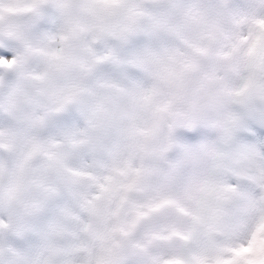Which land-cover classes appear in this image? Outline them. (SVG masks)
I'll return each mask as SVG.
<instances>
[{
  "label": "snow or ice",
  "instance_id": "snow-or-ice-1",
  "mask_svg": "<svg viewBox=\"0 0 264 264\" xmlns=\"http://www.w3.org/2000/svg\"><path fill=\"white\" fill-rule=\"evenodd\" d=\"M4 2L0 20L30 12L39 23L41 6L55 5L68 25L50 37L64 47L42 50L45 69L34 77L41 99L7 101L20 112V129L32 134L21 146L17 130L0 127V236L15 245L14 264H264V197L239 192L223 170V147L245 126L264 124V113L227 110L243 101L244 88L218 75L264 70V19L245 32L226 30L200 0H153L170 5L180 21L143 8L144 0H8L23 9ZM76 2L87 5L94 25L71 16ZM113 16L121 20L114 28L105 23ZM92 28L102 49L79 46ZM26 60L0 46V69ZM86 101L96 126L127 122L136 159L98 173L71 163L82 133L41 134L70 126ZM237 154L255 156L243 143ZM205 163L209 170L201 172ZM253 179L264 187V169Z\"/></svg>",
  "mask_w": 264,
  "mask_h": 264
},
{
  "label": "clouds",
  "instance_id": "clouds-1",
  "mask_svg": "<svg viewBox=\"0 0 264 264\" xmlns=\"http://www.w3.org/2000/svg\"><path fill=\"white\" fill-rule=\"evenodd\" d=\"M2 6L20 9L28 7L22 2L10 4L8 0H5ZM41 7L45 19L39 23L30 12H20L15 15L5 12L3 19L0 20V46L14 48L18 50V53L27 56L26 63L22 66L13 63L11 68L0 69V101L4 102L3 107H0V127L5 130L10 128L17 130L21 137V146H23V137L32 133L20 129V112L10 109L7 101L13 95H32L38 101L41 99L36 92V86L40 82L34 77L45 69L42 50L46 47H64L65 45L58 38L51 40L50 37L56 35L61 28L67 30L68 27L65 17L60 15L55 5H42ZM86 7L87 5L76 2L71 6L70 14L87 25H94L96 17L87 14L84 11ZM142 7L150 11L167 13L177 21L182 19L179 13L166 3L156 4L153 0H144ZM199 7L205 11L210 20L219 21L226 30L237 29L245 32L253 21L264 19V3H261L260 0H228L227 4L223 6L215 3V0H200ZM120 22L118 16L105 20V23L113 28ZM85 43H91L97 49H102L104 46V41L95 28L83 34L79 46H83ZM21 72L25 73V77H21ZM218 75L222 76L231 87L244 88L243 101L228 105L227 110L264 113V70L219 71ZM29 107L25 106V108ZM91 120V107L86 101L77 110L76 119L70 126L59 127L52 133L41 134L61 135L62 132L68 130L82 133L81 139L85 140V143L78 150H69L71 163L74 165L92 164L98 173H103L107 167L113 166L120 159H136L129 149L126 121L106 122L96 126L90 122ZM256 127H259V133L256 132ZM256 127L245 126L238 133L239 139L236 142L223 147L226 154L223 170H228L225 178L239 192L259 199L264 197V187L253 177L258 176L264 169V124H257ZM241 143L252 148L255 156L249 159L241 158L237 154ZM3 153V159L7 160L8 149H3ZM169 157L175 159L173 153H169ZM208 170V164L201 165V172ZM189 174L190 171L178 177V184L182 183ZM7 181L8 177L5 175L3 182L6 184ZM0 250H2L0 257L3 258L4 264H14L15 257L12 252L15 250V245L9 243L7 234L0 236Z\"/></svg>",
  "mask_w": 264,
  "mask_h": 264
}]
</instances>
